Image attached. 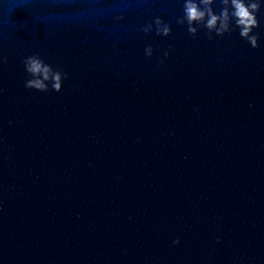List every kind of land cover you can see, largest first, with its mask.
Masks as SVG:
<instances>
[{
    "label": "water",
    "instance_id": "obj_1",
    "mask_svg": "<svg viewBox=\"0 0 264 264\" xmlns=\"http://www.w3.org/2000/svg\"><path fill=\"white\" fill-rule=\"evenodd\" d=\"M182 15L0 0V264H264V7L258 48ZM37 53L62 91L25 86Z\"/></svg>",
    "mask_w": 264,
    "mask_h": 264
},
{
    "label": "clouds",
    "instance_id": "obj_2",
    "mask_svg": "<svg viewBox=\"0 0 264 264\" xmlns=\"http://www.w3.org/2000/svg\"><path fill=\"white\" fill-rule=\"evenodd\" d=\"M216 3L217 0H183V15L177 19V23H186L188 31L193 35L198 33V25L202 26L208 30L210 39L213 38V33L223 36L238 28L239 35L249 41L253 48L260 47V35L254 32V29L259 27L258 13L264 7V0H221L223 7L219 12L214 7ZM153 28L156 29L157 35L168 36L172 32L171 23L161 17H156L154 22L150 21L142 30L148 33ZM153 52V47L149 44L146 47V55L151 57ZM169 54V51L164 52L165 57ZM23 63L29 75L25 82L27 88L41 92L62 91L67 76L62 68L54 67L38 53L27 56ZM174 243H180L179 238Z\"/></svg>",
    "mask_w": 264,
    "mask_h": 264
}]
</instances>
